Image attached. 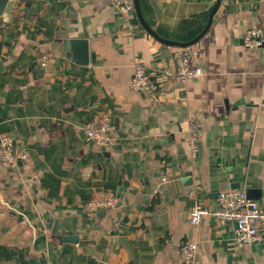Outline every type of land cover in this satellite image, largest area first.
I'll return each instance as SVG.
<instances>
[{
    "label": "crops",
    "instance_id": "1",
    "mask_svg": "<svg viewBox=\"0 0 264 264\" xmlns=\"http://www.w3.org/2000/svg\"><path fill=\"white\" fill-rule=\"evenodd\" d=\"M140 3L162 38L190 42L216 0ZM255 27L264 30V0H222L207 34L177 48L144 30L135 10L118 13L106 0H9L0 140L28 152L42 183L22 162L0 164V264H182L185 240L197 244V264H264V241L237 247L232 224L189 222L195 204L216 209L227 190H262L255 201L264 208V48L244 44ZM66 40L88 41L87 65L66 57ZM181 49L204 71L186 85L174 75ZM137 64L149 92L131 88ZM101 115L114 127L112 149L85 133ZM189 120L200 128L195 159ZM104 195L117 198L113 208L89 207Z\"/></svg>",
    "mask_w": 264,
    "mask_h": 264
},
{
    "label": "built area",
    "instance_id": "2",
    "mask_svg": "<svg viewBox=\"0 0 264 264\" xmlns=\"http://www.w3.org/2000/svg\"><path fill=\"white\" fill-rule=\"evenodd\" d=\"M107 4L118 13L134 10L133 0H106ZM245 47L250 50L259 49L264 45V30L252 28L248 30L244 40ZM43 66L46 65L44 60ZM204 74L202 68L193 65L188 49H181L176 54L175 77L181 85H186ZM131 88L136 92H149L152 84L146 67L137 64L131 79ZM111 119L106 115L85 126L88 140L102 149H112L117 143ZM187 145L191 159H195L199 152L200 128L196 122H187ZM23 163L31 173L35 183H42V175L32 164L27 151L18 152L14 146L13 138L4 136L0 140V164L13 169ZM167 181L166 174H162V182ZM117 203L114 195H104L93 198L88 205L93 209H110ZM208 217H214L221 223H230L234 230V243L237 247H245L255 242L264 241V208L256 201L248 198L246 190L233 189L221 192L217 198L216 209H209L195 204L189 213V222L199 225ZM182 264H197L196 254L198 246L192 241H182L179 247Z\"/></svg>",
    "mask_w": 264,
    "mask_h": 264
},
{
    "label": "water",
    "instance_id": "3",
    "mask_svg": "<svg viewBox=\"0 0 264 264\" xmlns=\"http://www.w3.org/2000/svg\"><path fill=\"white\" fill-rule=\"evenodd\" d=\"M134 1V10L137 14L138 20L141 26L146 30L153 38H155L160 43L169 46V47H177V48H189L199 42L209 31L213 24L214 17L218 12L222 0H216V3L211 11L210 17L208 19V23L203 29V31L192 41L190 42H175L171 40H167L162 38L157 32L147 23L144 18L140 0H133ZM9 3V0H0V17L4 14L6 7ZM264 48V45L262 46ZM64 50L66 51V57L69 60H72L76 63L87 65L89 63V46L87 40H66L64 42ZM247 196L251 200H260L263 192L262 190L256 189H248L246 190ZM61 243L70 242L78 244L79 238L76 236H63L58 237Z\"/></svg>",
    "mask_w": 264,
    "mask_h": 264
}]
</instances>
